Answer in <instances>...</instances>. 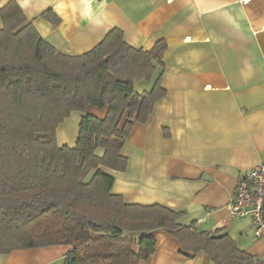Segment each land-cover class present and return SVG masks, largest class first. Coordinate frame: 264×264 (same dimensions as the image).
Masks as SVG:
<instances>
[{"label":"crops","instance_id":"crops-1","mask_svg":"<svg viewBox=\"0 0 264 264\" xmlns=\"http://www.w3.org/2000/svg\"><path fill=\"white\" fill-rule=\"evenodd\" d=\"M10 0H0V7ZM41 37L66 55H82L114 28L136 49L167 42L162 86L144 123L134 122L114 176L126 203L183 211L184 224L227 233L264 264V237L250 217H232L228 204L245 173L264 165V0H14ZM51 11L59 23L45 19ZM3 22L0 18V29ZM136 83L142 91L153 81ZM108 107L90 106L104 118ZM82 113L57 129L73 147ZM128 120L125 116L124 122ZM67 136L70 138L67 139ZM155 252L139 264H215L207 254H185L166 231H154ZM71 245L0 253V264H65ZM190 255V256H188Z\"/></svg>","mask_w":264,"mask_h":264},{"label":"trees","instance_id":"trees-1","mask_svg":"<svg viewBox=\"0 0 264 264\" xmlns=\"http://www.w3.org/2000/svg\"><path fill=\"white\" fill-rule=\"evenodd\" d=\"M43 17L60 21L51 11ZM0 18V253L63 244L72 246L65 264H139L155 252L154 231L162 229L185 254L263 264L229 234L184 224L183 211L129 204L113 192L115 178L105 168L126 170L121 149L133 120L146 122L166 95L164 39L136 49L114 28L72 56L45 41L16 1L0 7ZM140 81L153 86L140 92ZM90 106L108 112L99 118ZM73 112L83 114L78 140L60 146L57 129Z\"/></svg>","mask_w":264,"mask_h":264},{"label":"built area","instance_id":"built-area-1","mask_svg":"<svg viewBox=\"0 0 264 264\" xmlns=\"http://www.w3.org/2000/svg\"><path fill=\"white\" fill-rule=\"evenodd\" d=\"M228 209L232 217H250L255 235L264 237V165L245 173L235 188Z\"/></svg>","mask_w":264,"mask_h":264},{"label":"rangeland","instance_id":"rangeland-1","mask_svg":"<svg viewBox=\"0 0 264 264\" xmlns=\"http://www.w3.org/2000/svg\"><path fill=\"white\" fill-rule=\"evenodd\" d=\"M143 83H147V82L144 81ZM142 89H143V88H141V86H137V90H138V91L141 92ZM79 124H80V123H79ZM78 136H79V125H78ZM68 138H70V136H67V139H68ZM77 140H78V137H77ZM77 140H76V142H77ZM57 141H58V139H57ZM76 142H75V144H76ZM58 144L60 145L59 142H58ZM60 146H61V145H60ZM62 146H68V145H62ZM74 146H75V145H74ZM74 146H73V147H74ZM130 235H131V234L126 233V234H125V237H130Z\"/></svg>","mask_w":264,"mask_h":264}]
</instances>
